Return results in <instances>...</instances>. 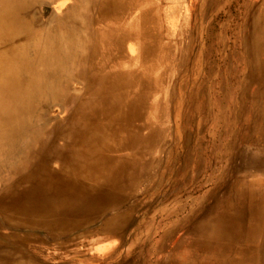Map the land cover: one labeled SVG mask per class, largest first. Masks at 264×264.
<instances>
[{
	"label": "bare ground",
	"instance_id": "obj_1",
	"mask_svg": "<svg viewBox=\"0 0 264 264\" xmlns=\"http://www.w3.org/2000/svg\"><path fill=\"white\" fill-rule=\"evenodd\" d=\"M160 6L0 0V264L114 254L159 151Z\"/></svg>",
	"mask_w": 264,
	"mask_h": 264
},
{
	"label": "rangeland",
	"instance_id": "obj_2",
	"mask_svg": "<svg viewBox=\"0 0 264 264\" xmlns=\"http://www.w3.org/2000/svg\"><path fill=\"white\" fill-rule=\"evenodd\" d=\"M160 4L157 161L92 264H264V0Z\"/></svg>",
	"mask_w": 264,
	"mask_h": 264
}]
</instances>
